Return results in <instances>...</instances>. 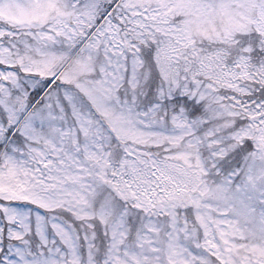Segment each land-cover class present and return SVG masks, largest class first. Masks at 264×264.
Returning a JSON list of instances; mask_svg holds the SVG:
<instances>
[{
  "label": "snow or ice",
  "instance_id": "snow-or-ice-1",
  "mask_svg": "<svg viewBox=\"0 0 264 264\" xmlns=\"http://www.w3.org/2000/svg\"><path fill=\"white\" fill-rule=\"evenodd\" d=\"M0 264H264V0H0Z\"/></svg>",
  "mask_w": 264,
  "mask_h": 264
}]
</instances>
